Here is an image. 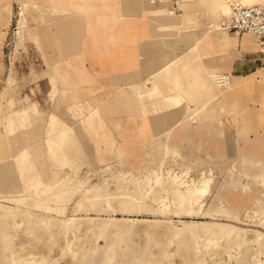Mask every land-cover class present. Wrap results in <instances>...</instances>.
Masks as SVG:
<instances>
[{"label":"crops","instance_id":"crops-1","mask_svg":"<svg viewBox=\"0 0 264 264\" xmlns=\"http://www.w3.org/2000/svg\"><path fill=\"white\" fill-rule=\"evenodd\" d=\"M217 1L0 0V82L8 76L6 43L25 27L34 46L29 55L42 59L28 72V114L15 108L0 120L27 121L28 144L50 154L47 167L54 170H96L112 163L128 172L208 170L213 155L222 169L233 154L264 164L259 140L251 135L240 142L241 152L232 151L233 143L211 123L213 71L226 70L229 60L237 72L264 67L256 55L229 50L226 39L208 34L210 20L226 9ZM36 26L42 37L32 33ZM14 75L12 88L20 89L21 73L17 80ZM223 179L219 184L225 187L229 181ZM223 187L220 197H229L235 215H246L257 198ZM144 227L130 231L145 233Z\"/></svg>","mask_w":264,"mask_h":264},{"label":"rangeland","instance_id":"rangeland-1","mask_svg":"<svg viewBox=\"0 0 264 264\" xmlns=\"http://www.w3.org/2000/svg\"><path fill=\"white\" fill-rule=\"evenodd\" d=\"M234 1L239 0L217 1V6L224 5L226 9H220L221 16L210 20L207 32L226 39L229 50H242L260 58L253 34L239 35L217 27L231 13L230 4ZM171 3L172 0H165L162 4ZM254 5L264 7V0L246 6ZM40 27L36 26L32 33L42 37ZM27 29L21 32L23 37L20 33L13 41L10 36L6 43L8 76L0 82V118L1 114L15 108H21L15 112L22 116L30 110L29 105H24L28 102V72L34 73V64L39 67L42 59L29 55L34 46L29 47ZM212 44L214 48V42ZM41 49L37 42L35 53L40 54ZM230 65L229 60L226 70L213 71L211 106L215 119L212 126L221 130L222 139H227L230 146L233 143L232 151L240 149L241 152L245 145L240 142L249 140L251 135L253 140H259L258 146L264 151V67L259 66L253 72H237ZM18 70L24 86L15 89L12 77L13 73L14 78L17 76ZM217 74L229 75V85L219 86L214 77ZM39 91L42 94V90ZM3 117L5 119L0 120V129L3 125V136L0 135V264H264V164L256 158L251 156L242 161L233 154L227 160V167L220 169L213 155L212 167L208 170L181 166L128 172L116 163L96 170H54L47 167L51 155L35 152L34 145L28 144L27 121H13L10 125L6 116ZM221 176L223 182L229 181L225 187L219 184ZM222 187L224 190L239 187L257 199L246 215H235L229 197H220ZM201 192L206 194L203 196ZM122 197L134 200L135 205L141 204L142 211H124L126 207L122 206L127 205L120 203ZM96 201L106 206V211L96 212ZM83 216L98 217L97 228L87 230L84 221L79 220L77 224L82 227L74 230V226L73 231L59 227L64 220ZM138 219L146 223L160 220L161 226L168 221L169 230L168 226L155 225L154 229L160 227V230L157 232L151 227L154 232L151 230L146 235L123 232L128 223L141 226L136 225ZM47 221L53 228L46 226ZM113 222L115 226L110 228L108 225ZM190 222L226 223L244 232H238L241 238H232L216 233L187 236L173 231L174 225L182 228ZM51 229L56 232L59 229L63 234L58 231L61 236L57 235ZM250 232L255 233L254 236ZM54 234L57 239H54L56 235L51 237Z\"/></svg>","mask_w":264,"mask_h":264},{"label":"bare ground","instance_id":"bare-ground-1","mask_svg":"<svg viewBox=\"0 0 264 264\" xmlns=\"http://www.w3.org/2000/svg\"><path fill=\"white\" fill-rule=\"evenodd\" d=\"M218 76H220V75H217V76H214L215 77V81L219 78ZM230 76L228 75H226V81H227V84H226V86H228L229 85V83H230V78H229ZM217 82V81H216ZM219 86H220V84L219 83H217ZM205 188V187H204ZM198 189H200V187L198 188ZM203 189V188H202ZM208 189H209V187H208ZM207 189V190H208ZM200 191H202V190H200ZM203 191H206L205 189L203 190ZM207 192V191H206ZM195 193V192H194ZM201 194H202V192H201ZM206 194V193H205ZM204 194V195H205ZM203 195V194H202ZM203 195V196H204ZM118 196V195H117ZM120 196V195H119ZM191 196H192V194H191ZM202 196V197H203ZM128 197V196H127ZM183 197V196H182ZM91 198V197H90ZM184 198V197H183ZM198 198H199V195H198ZM80 199V198H79ZM161 199V198H160ZM131 200V199H130ZM128 201V199H126L125 197H122L121 199H120V203H123L124 205H127V206H122L123 208L124 207H126V208H124V211H132V210H137V211H142L141 209L142 208H140V207H142V205L140 206L138 203L135 205L134 203H136V202H134L133 203V201ZM162 200H164V199H162ZM188 201V200H187ZM193 201V200H192ZM98 201H96L95 203H97ZM100 202V201H99ZM99 202H98V205H97V208L95 209V206L93 207L95 210H96V212H101V211H106V206H103L102 204H99ZM109 202H110V200H109ZM140 202V201H139ZM164 202V201H163ZM191 202V201H190ZM119 204V203H118ZM122 204V205H123ZM108 205V204H107ZM110 206V205H109ZM108 206V207H109ZM40 207V206H39ZM93 208H91V210H93ZM123 208H121L122 210H123ZM182 209V208H181ZM90 210V211H91ZM178 210V209H177ZM112 211V210H111ZM127 211V212H128ZM181 211V210H180ZM185 211V210H184ZM183 211V212H184ZM94 212V211H93ZM188 212V211H187ZM176 213H177V211H176ZM15 214V213H14ZM180 214V213H179ZM33 215V214H32ZM37 217V216H36ZM30 218V217H29ZM20 219V218H19ZM32 219H34L35 220V218H32ZM98 219V217H92V216H83V217H72V218H70V219H68V220H64V223H62V220H61V223L63 224H61L60 222H59V224H61L60 226L59 225H57V227L59 226V227H61V226H63V227H65L67 230H68V232H69V230H72V228L74 227V226H76V227H74V230H75V228L77 229V227L79 226L78 224H77V222H82V221H84V225H85V229H91V230H93V229H96L97 228V225L98 224H96V223H98V221H96ZM104 219H106V218H104ZM103 219V220H104ZM114 219V218H113ZM137 219V218H136ZM135 219V220H136ZM79 220V221H78ZM102 220V221H103ZM111 220H112V218H111ZM22 221V220H21ZM31 221H33V220H31ZM37 221V220H36ZM151 221V220H150ZM160 220H153V222H147L146 223V220H141V219H138V222H137V224L136 225H143V226H145L144 228L146 229V227H148V229H150V230H146L148 233H150V231L152 230L151 229V227L154 229L155 227V225H159V224H161L162 222L160 221V223H158L157 224V222H159ZM35 222V221H34ZM48 222V221H47ZM56 222V221H55ZM79 222V223H80ZM86 222H87V225H86ZM101 222V221H100ZM99 222V223H100ZM142 222V223H141ZM36 223V222H35ZM40 223V222H39ZM54 223V222H53ZM117 223V222H116ZM135 223V222H134ZM134 223H128V225L126 226V228L124 229L125 231H130V230H132V229H134V227H135V224ZM163 223H165V222H163ZM167 224H164V225H159V226H161V228L164 226H168V227H166V228H168V230H169V222L167 221L166 222ZM124 224H126V223H124ZM44 226H45V224H44ZM48 228H53V226H52V223L51 222H48L47 223V225H46ZM52 226V227H51ZM87 226V227H86ZM108 226H110V228L111 227H113V226H115V223L113 222L111 225H108ZM170 226H172L171 224H170ZM57 227L55 228V230L57 229ZM79 227H82V226H79ZM84 227V226H83ZM174 228H175V230L173 229V231H176L178 234L180 233V234H182V235H190V236H205L206 234H209V233H211V234H213V233H216V234H226V235H231L232 236V238H233V236H237L238 238L240 237V235L241 234H238V232H244L242 229H240L239 227H237V226H234V225H230V224H226V223H218V222H214V223H191L190 222V224H188V225H185V226H183L182 228H177V227H175V225L173 226ZM42 228V227H41ZM46 228V227H45ZM139 228V227H138ZM59 229H61V228H59ZM58 229V231H61V230H59ZM78 229H80V228H78ZM85 229H83V230H85ZM123 229V228H122ZM121 229V230H122ZM141 229V228H140ZM165 229V228H164ZM170 229H172L171 227H170ZM52 231V229L50 230V231H52L53 233H55L56 231ZM82 230V229H81ZM144 230V229H143ZM142 230V231H143ZM154 230H156L157 232H158V230H160V227L158 228V230H157V227H156V229H154ZM45 231H47V230H45ZM56 232V234L57 235H60L61 236V234L59 233V232ZM65 231V230H64ZM73 231V230H72ZM77 231V230H76ZM138 231V230H137ZM142 231H141V233H140V235L142 234ZM145 231V230H144ZM153 231V230H152ZM173 231H171L170 230V233L172 232L173 233ZM256 231V230H255ZM34 232V231H33ZM49 232V231H48ZM51 232V233H52ZM62 232V231H61ZM66 232V231H65ZM79 232V231H78ZM147 232H145V235H146V233ZM154 232V231H153ZM162 232H163V229H162ZM164 232H166V233H168L167 232V230L165 229V231ZM175 232V233H176ZM52 233V234H53ZM59 233V234H58ZM89 233H90V231H89ZM138 232H137V234H139ZM160 233V232H159ZM56 234H54V235H52L51 237L52 238H54L53 236H55ZM62 234H63V232H62ZM71 234V233H70ZM144 234V233H143ZM179 234V235H180ZM211 234H209V235H211ZM234 234H236V235H234ZM245 234V233H244ZM243 234V235H244ZM249 234H251V232L249 233ZM248 234V235H249ZM255 234V233H254ZM254 234H251V235H253L254 236ZM50 235V234H49ZM57 235L55 236L56 238H54V239H57ZM65 235V234H64ZM64 235H62V237L64 236ZM156 235V234H155ZM165 235V234H164ZM167 235V234H166ZM215 235V234H214ZM41 236V235H40ZM30 237V236H29ZM39 237V236H38ZM65 237V236H64ZM80 237V236H79ZM213 237V236H212ZM221 237H222V235H221ZM246 237V236H245ZM61 238V237H60ZM59 238V239H60ZM67 238V237H66ZM165 238V237H164ZM231 238V237H230ZM241 238V237H240ZM62 239V238H61ZM186 239V238H185ZM69 240V239H68ZM28 241V240H27ZM184 242V241H183ZM61 246V245H60ZM59 246V247H60ZM51 250V249H50ZM46 251V250H45ZM197 252V251H196Z\"/></svg>","mask_w":264,"mask_h":264},{"label":"built area","instance_id":"built-area-1","mask_svg":"<svg viewBox=\"0 0 264 264\" xmlns=\"http://www.w3.org/2000/svg\"><path fill=\"white\" fill-rule=\"evenodd\" d=\"M165 0H149L150 3H161ZM218 28L236 34L251 33L256 38L258 56L264 63V7L261 5L246 6L239 1L231 4V13L218 23ZM216 80L220 86H226V75Z\"/></svg>","mask_w":264,"mask_h":264}]
</instances>
